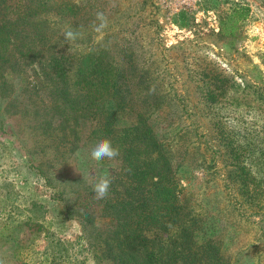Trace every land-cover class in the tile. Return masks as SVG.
I'll return each mask as SVG.
<instances>
[{"label":"rangeland","instance_id":"obj_1","mask_svg":"<svg viewBox=\"0 0 264 264\" xmlns=\"http://www.w3.org/2000/svg\"><path fill=\"white\" fill-rule=\"evenodd\" d=\"M230 1L251 10L239 39L231 43L216 35L218 16L229 13ZM78 2L90 17L86 35L91 38L81 40L78 31L68 43L63 34L77 33L79 24H60L57 42L71 51L99 47L123 74L148 77L150 103L159 107L151 124L173 162L188 167L181 185L191 205L210 211L222 264H264V199L258 204L262 209L243 201L237 187L244 179L225 160L194 78L209 59L238 81L259 73L264 80V0ZM98 12L108 22L102 35L92 28ZM182 13L184 20H177ZM43 104L40 97L22 119L0 99V264H122L113 243L121 223L104 212L114 194L121 200L124 173L119 160L91 159L95 145L87 123L77 150L52 133L43 135L47 119L37 115ZM222 113H230L241 134L259 131L264 123L263 115L251 109L233 106ZM103 175L112 183L108 195L97 199L93 187ZM252 183L264 185V179Z\"/></svg>","mask_w":264,"mask_h":264},{"label":"trees","instance_id":"obj_2","mask_svg":"<svg viewBox=\"0 0 264 264\" xmlns=\"http://www.w3.org/2000/svg\"><path fill=\"white\" fill-rule=\"evenodd\" d=\"M83 6L78 0H0V99L24 119L42 97L37 115L47 119L42 123L47 127L41 132L73 143L74 150L85 123L91 144L106 138L119 149L114 160L123 170L124 188L121 200L114 194L104 212L121 223L113 243L122 264H222L210 211L191 205L181 185L188 167L173 162L151 124L159 107L150 103L148 77L123 74L99 47L71 51L57 42L60 24H79L74 30L81 40L91 38ZM228 6L229 13L218 16L216 35L231 43L251 10L243 3ZM177 20L183 21L184 13ZM204 63L194 78L225 160L244 179L237 187L243 201L262 209L264 185L252 182L264 179V123L259 131L241 134L222 110L251 109L264 119L263 76L238 81L214 61ZM53 118L57 122L51 125Z\"/></svg>","mask_w":264,"mask_h":264},{"label":"clouds","instance_id":"obj_3","mask_svg":"<svg viewBox=\"0 0 264 264\" xmlns=\"http://www.w3.org/2000/svg\"><path fill=\"white\" fill-rule=\"evenodd\" d=\"M96 21H98V23H94L92 25V28L96 33L102 35L103 30L107 27V23H108L107 18L104 16L103 12H98L96 14ZM63 35L65 40L68 43H71L77 38L78 33L72 30H68ZM119 154H120L119 149L115 148L112 145V142L106 138L98 140L95 146L90 151L91 159L96 161H100L105 158L112 160L118 157ZM77 155H79V153H77ZM111 183L112 180L108 175L100 176L93 187L94 196L97 199H104L108 195Z\"/></svg>","mask_w":264,"mask_h":264}]
</instances>
